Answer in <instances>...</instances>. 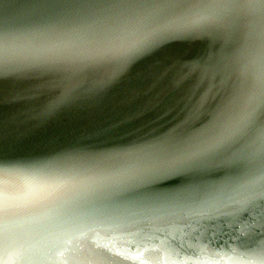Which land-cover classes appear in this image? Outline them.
Returning <instances> with one entry per match:
<instances>
[{
	"label": "water",
	"instance_id": "1",
	"mask_svg": "<svg viewBox=\"0 0 264 264\" xmlns=\"http://www.w3.org/2000/svg\"><path fill=\"white\" fill-rule=\"evenodd\" d=\"M176 18L204 26L153 37ZM122 31L149 43L74 59ZM0 48V264H264V122L210 151L258 101L264 0H0Z\"/></svg>",
	"mask_w": 264,
	"mask_h": 264
},
{
	"label": "snow or ice",
	"instance_id": "2",
	"mask_svg": "<svg viewBox=\"0 0 264 264\" xmlns=\"http://www.w3.org/2000/svg\"><path fill=\"white\" fill-rule=\"evenodd\" d=\"M205 20H211L212 17H206ZM202 22L192 23L185 19L176 18L171 19L166 22L160 23L158 29L153 33V37H159L167 34H182L193 30L195 28L203 27ZM138 27V26H134ZM128 34L126 31H122L115 34L105 35L101 38L92 40L91 43L96 45L101 49V52L97 55L84 56V57H75L74 59L79 60L82 63H88L89 65L102 66L105 64L115 63L117 65L127 62L133 56L142 51L149 43L146 40H137L135 43L127 44ZM3 49L0 48V52ZM11 56L14 60L25 65L30 62V58L24 54L18 52H12ZM73 59V58H70ZM258 86H259V98L258 101L254 100L245 110L243 115L233 117L227 123L223 125L222 130L216 138L211 142L210 151H219L222 148H225L240 138H243L249 134V132L261 122H264V68L261 69L260 75L258 77ZM62 102V101H61ZM59 103V102H57ZM56 104L53 105L55 107ZM168 141L160 140L157 142L149 143L145 145L146 148H156L162 147ZM189 157H178L174 160H171L167 163H162L155 165L151 168L145 169L136 175V179L141 180H151L163 178V175L169 170H175L177 167L187 163ZM57 185L44 186L39 193L34 195L44 196L54 194L55 188ZM5 197L2 192H0V215L5 211ZM2 239V237H0ZM79 238L70 237L66 241V250L72 252V246ZM78 247V245H77ZM106 247L108 251H111L110 246H101ZM59 256L62 260V264H75L74 260L71 259V255L66 257L64 252L61 251ZM143 264V262H141Z\"/></svg>",
	"mask_w": 264,
	"mask_h": 264
}]
</instances>
